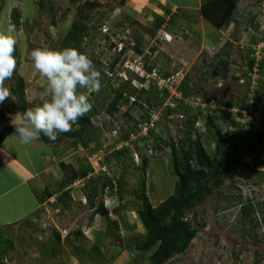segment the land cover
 Here are the masks:
<instances>
[{
    "label": "rangeland",
    "instance_id": "obj_1",
    "mask_svg": "<svg viewBox=\"0 0 264 264\" xmlns=\"http://www.w3.org/2000/svg\"><path fill=\"white\" fill-rule=\"evenodd\" d=\"M39 1L0 0V31L11 32L18 38L21 57L19 62L17 60L15 71L26 81L27 99L36 106L48 99L46 78L34 69L30 52L35 48L62 50V41L67 35L71 22L82 8L83 11L91 14L92 23L98 27V31L95 41L81 51L90 59L99 58L104 64L97 66L95 62L93 63L95 69L101 73L102 87L98 93L94 92V99L90 96L93 105L90 111L92 121L100 133H94L95 137L92 135L88 147L82 140L75 145L73 139L67 137L57 146L54 143L58 142L39 141L33 144L34 151L30 155L39 165L43 163L39 158L44 160L41 159L42 155L44 157L55 154V156L51 155L50 162L44 169L48 170V174L46 175L42 170L38 171L39 175L35 177L38 178L36 181L38 192L42 193L48 187L53 189L59 187L64 177L58 163L61 157L64 159L63 162L72 163L76 168L91 166L93 172L87 180H79L69 186L74 189L69 206L57 200L59 194L54 195L18 223L0 226V235H3L0 236V264H95L96 262L84 252L78 257L76 246L91 250L96 245L98 235H101L103 251L106 252L111 248L110 254L113 255L112 258H104V262L100 264H146L148 260L137 251L128 248L127 243H135L136 239L141 240V235L146 232L139 218V199L135 192L144 176L140 165L142 157L147 156V151L137 150L138 155H129L123 161L114 155L117 147L124 145V143L116 145V137H125L134 122H130V119L123 114L124 110L112 117L103 108L108 102L107 95H110V87L107 85L105 75L109 73V61L117 53L116 50H110L105 45L107 39L103 32L112 35V39L116 41H119V36L126 35V39L139 44L143 49V53L138 55L131 48L123 56L124 62L121 66L125 68V64L128 65L126 67L128 76L135 74L133 71L136 65L144 62L152 63L164 73L173 74L180 71V77L189 75L191 90L197 88L201 97H204L202 93L207 96L218 94L224 100L233 99L246 103L244 94L247 93V86L243 85L244 82L236 83L232 75L242 74L248 78L246 54L252 53L254 47L264 48V44H261L264 43V0H241L234 23L220 31L221 39L217 44L212 42L216 28L203 18L200 9H194L197 0H125L124 3L122 0H43L44 8ZM50 5H55L54 13L48 11ZM179 5H190L193 8H181ZM12 8L19 9L21 13L19 24H16L10 15ZM165 10H170L176 16L167 14ZM156 14L165 16L167 14L168 19L173 21L168 23V28L164 25L162 30H159L166 32L167 38H164L163 34L160 36L158 31L155 36L150 33L156 22ZM102 17L106 19L103 21ZM105 24L107 29L102 27ZM110 42L111 40L108 43ZM227 52L230 56L226 54ZM258 57H261V54H258ZM228 59V63L223 62ZM223 74H227V77L224 78ZM254 75L256 83L260 81L258 85L263 88L261 91L264 96L262 86L264 72L263 75L260 72ZM123 81L125 79L121 82L127 83L129 88L130 83ZM13 85H15L14 74L11 79L5 81V86L11 93ZM113 86L119 87L115 82ZM138 91L133 85L129 88V94L133 93V97ZM10 100L16 101L13 93L0 104V110H3L10 119L6 124L13 126L12 120L16 114L9 113L6 106ZM96 107L99 111L95 110ZM195 111L193 110L192 113ZM209 111L211 112L210 109ZM131 113L139 121L147 119L145 112L137 107H134ZM234 115L240 122L239 126L232 125L221 115L217 120L226 134L223 160L231 161L235 157L238 159L226 171L224 183L219 191L207 197L188 215L193 225L199 227L188 250L174 256L166 264H264V141L261 143V151H251V143L256 142L259 137L256 132L261 127L259 112L250 106L246 116L243 115V111L234 112ZM166 122L170 128L172 126V131L168 132ZM177 123H180L177 115L169 121L168 117L164 116L155 133L162 136H167L169 133L178 134ZM3 127L5 124H0L1 130ZM77 127L73 125L72 130ZM113 128L116 130L112 132ZM247 131H252L254 134H249ZM5 140L8 150L12 152L19 150L17 136H8ZM153 141L150 142L151 145H155V139ZM203 142L207 150L214 151V136L207 129L203 134ZM143 144L145 143L137 138L133 147L139 148ZM153 151L154 156H148L150 163L146 180L148 194L152 202L157 205L173 193L177 176L171 165L170 149L167 147L160 150L154 146ZM0 153H2L0 179L6 176L8 182H11L9 173L12 171L6 169L8 156L5 150ZM27 163L30 164V161ZM119 179L123 183L122 186L118 185ZM109 180L115 181L117 188L120 187L119 194H123V199L120 201L118 200L120 195L117 193L113 196L111 194L112 197L107 192L104 194V197H108L110 207L121 202L119 211L111 215V219L117 218L121 224L120 234L124 242L120 244L114 236L105 235L108 221L100 215H93L94 208L90 205V194L96 190L103 195V185ZM4 182L5 179L0 181V187ZM33 188L34 185L21 184L13 188L7 197L0 199V214H2L0 222L9 214L7 204L9 211L14 214L16 212V217L27 213L36 205ZM7 198L10 199V203L7 202ZM250 199L259 210L252 216L256 217L260 224L254 225L250 218L240 214L241 203H247ZM99 200L100 196L96 202ZM203 223L205 226L200 228ZM57 234L60 235V239ZM3 238H9L12 245H8L10 247L5 252L6 255H3L1 248L5 244Z\"/></svg>",
    "mask_w": 264,
    "mask_h": 264
},
{
    "label": "trees",
    "instance_id": "obj_2",
    "mask_svg": "<svg viewBox=\"0 0 264 264\" xmlns=\"http://www.w3.org/2000/svg\"><path fill=\"white\" fill-rule=\"evenodd\" d=\"M240 1L241 0H202L200 9L201 15L206 21L214 26V28H216L212 40L214 44H217L221 39L220 31L235 21ZM124 2L125 0H122V3ZM39 4L44 8L45 3L43 0H40ZM55 8V5H50L47 9L54 13ZM165 12L167 14H172L170 10H165ZM167 14L166 16L156 14V22H154V27L150 31L152 36H155L156 32H159L164 25L167 27L169 22H173L172 19H168ZM53 15L55 16V14ZM172 16L176 15L172 14ZM12 17L16 24L20 23L21 13L18 9H13ZM101 19L104 21L106 18L102 17ZM92 21L93 17L91 14L86 13V11H83L81 8L78 15L71 22L67 35L62 41V49L74 47L83 53L81 50L85 49L87 45L95 41L98 31V27L94 25ZM106 26L103 25L102 27ZM104 35L107 39L105 45H107L110 50H116L117 53L114 55L113 59L109 61V73L105 75L108 83L107 85L110 87V95H107L106 99L108 102L103 105V108L106 113L112 117L117 112L124 110L123 114L130 119V122H134V125L125 137H116V145L121 143H124V145L117 147L114 155L117 159L123 161L129 155H138V151L142 149L147 151V156L142 157L140 165V170L144 176L140 181L139 188L135 192L139 199V218L146 232L141 235V240L136 239L135 243L128 242L127 246L128 248L137 251L139 255L145 257L148 260V263L146 264H166L171 261L174 256L183 254L188 250L191 242L199 231V227L193 225L190 219L191 217H188V215L202 204L207 197L211 196L214 192L219 191L224 183L226 171L229 166L238 159V157H235L231 161L223 160V146L226 134L218 124L217 118L219 115L223 116L228 122L230 121L232 125L239 126L240 122L235 119L236 116L231 109L236 108L240 110H248L250 109V106H253L254 110L259 112V124H261V127L256 131L258 132L259 137L256 142L251 143V151L262 150L261 143L264 141V96L263 91L261 90L263 88L261 89L260 85H258L260 81L255 84V87H252V82L253 75L257 72H260V74L263 75L264 48L256 49L254 47L252 53L246 54L245 64L247 66L248 78L242 74L232 75V78L236 83L240 82L242 78L244 81L246 79L243 84L244 86H247V93H245L246 95L244 94L246 103H240L233 99L224 100L221 99L218 94L207 96V94L202 93L204 97H201L200 94H198L197 88H194L193 91L191 90L190 76L186 75L178 86L182 97L175 98L174 105L171 106L169 104L166 105L170 92L166 88L160 86L159 79L169 77L172 74L169 72L164 73L158 67L153 66L152 63L147 64L144 62L143 66L146 72L150 74L156 71L159 77L149 78L146 77V75L141 76L135 70L133 71L135 74L128 76L126 68L121 66L124 62L123 56L131 48H133L138 55L143 53V49L139 44L131 42L130 39H126V35L119 36V41L112 39V35L110 36L108 33H104ZM109 40H111L110 44L108 43ZM120 44H122L121 48H119ZM229 45H231V43ZM153 50H155L154 47ZM258 52L261 54V57H258ZM102 53H104V51H102ZM226 54L229 55L230 53L227 52ZM14 56L19 62L21 51L18 44ZM91 60L93 63L95 62L97 66L104 65L99 58L92 57ZM223 62L228 63L229 59L228 61L223 60ZM112 76H114V79H112ZM223 76L225 78L227 77V74H223ZM14 78L15 85L11 87V90L16 97V101L10 100L9 103H6L9 113L12 114L24 112L28 108L36 106L27 99L26 81L24 78L19 75L17 71L14 72ZM123 79L130 83L129 88H132L133 85V87L135 86L139 90L138 93L135 94V97L132 96L133 93L129 94L127 83L121 82ZM114 82L116 85L118 84L119 87H114ZM262 86L264 87L263 83ZM90 96L94 99V93H91ZM197 98L202 99L196 106L195 104L198 102ZM212 101H216V104L213 105L214 103H212ZM202 103L206 104L203 108ZM134 107L145 112V118L147 117L145 121H139L134 117L131 113ZM95 110L99 111V108L96 107ZM193 110L196 111L192 113ZM241 113H239L240 116ZM175 115L184 116V118L180 120V123L176 124V132L178 134L175 133V135H172L169 133L167 136L157 135L155 132L158 130L160 123H162L164 116L168 117L169 121L173 120V116ZM8 119L9 118L4 114L3 110H0V120L7 121ZM199 122L202 124L198 125ZM150 123L151 126L148 129V132L144 134L143 128L145 124ZM74 126L78 127L67 133H60L55 141L48 139L43 134H41L40 139L45 142L59 143L67 137L72 138L75 145L78 144L79 140H82L84 145L88 147L92 135L95 137L94 133H100L93 124L91 112L80 118ZM166 126L168 132L172 131V126L170 128L167 122ZM206 129L208 132H212L214 136L215 146L213 152L207 150L203 142V134H205ZM13 130H15V128L9 125L0 131V149L4 140L13 132ZM113 130H116V128H113L112 131ZM247 132L249 134H254L252 131ZM136 135L137 138L145 144L134 149L133 146L137 142V138L133 137ZM154 139L155 145H151L150 142ZM130 142L132 144H130ZM125 143H129L130 145H126ZM154 146L160 150L167 147L170 149L172 154L171 165L177 176L173 193L164 198L157 205L152 202L148 194L146 180L147 168L150 163L148 156H154ZM155 156L160 159L158 155ZM60 166L63 170L64 177L60 182L59 187L55 189H45L44 193L40 196L41 203L58 193L59 196L57 200L63 202L65 206H69L74 195V189L69 186H72V184L79 180H87V178H90L89 174L93 172L91 166H81L76 168L73 164L65 162H61ZM118 185H123L120 179L118 180ZM107 188L108 190H106ZM116 188L117 183L109 180L103 185V195L102 193L99 194L100 192L98 193L96 190L90 194V205L94 208L93 215H100L107 219L108 228L105 235L109 237L114 236L120 244L124 242V238L120 234L121 224L119 219H111V215L119 211L121 202L114 207H109L104 198L106 192H108L110 196L111 194L112 196L116 193L119 194L120 187L119 189L117 188L118 191ZM119 195L120 197L118 200L120 201L123 199V194L120 193ZM98 196H100V200L99 202H96ZM258 211V208L251 199L247 203H241L240 214L250 218L254 225L260 224L259 220L252 216L253 213ZM204 226L205 223L201 224L200 228ZM0 236L2 237L3 235ZM137 236L138 235L135 237L137 238ZM57 237L60 239L59 234H57ZM97 237L96 245L91 250L81 249V247L76 246V251L79 255L78 257H81L80 253L84 252L85 255L89 256L91 260L96 262L95 264L104 262V258H112L113 255L110 254L112 249L108 248L107 251L104 252L103 246L101 245V235H98ZM3 239L5 244H3L4 247L1 248L3 255H6L5 252L12 245L9 238Z\"/></svg>",
    "mask_w": 264,
    "mask_h": 264
},
{
    "label": "clouds",
    "instance_id": "obj_3",
    "mask_svg": "<svg viewBox=\"0 0 264 264\" xmlns=\"http://www.w3.org/2000/svg\"><path fill=\"white\" fill-rule=\"evenodd\" d=\"M158 34L168 37L166 32ZM17 44L16 35L0 31V104L12 96L5 81L13 77L17 67L14 56ZM30 58L34 69L46 78L48 99L16 113L12 120L13 135L25 145L40 140L41 134L55 141L60 133L71 131L73 125L91 111L90 94L98 93L102 87L101 73L95 69L92 60L74 47L62 50L35 48L30 52Z\"/></svg>",
    "mask_w": 264,
    "mask_h": 264
},
{
    "label": "crops",
    "instance_id": "obj_4",
    "mask_svg": "<svg viewBox=\"0 0 264 264\" xmlns=\"http://www.w3.org/2000/svg\"><path fill=\"white\" fill-rule=\"evenodd\" d=\"M201 4H202V0H197V6L194 9H196V8L197 9H201ZM170 7H171V5H170ZM180 7L181 8L190 7L188 9L193 8L190 5H181ZM9 120L10 119H8L7 121H0V124H5V127H6V126H8L6 123H8ZM5 127H3V129ZM14 133H15V130H14V132L10 133L8 136H12ZM17 140L19 141L18 138H17ZM5 141L6 140H4V142L1 145L0 152H4V150H5V153L8 156V159L6 158L7 159L6 162H8L6 169L11 170L12 172L9 173L11 182H8L6 176H4V177H2L0 179V181H3L5 179L4 184H2V186L0 187V199L2 197H7V195L10 193V191L13 188H15V187H17V186H19L21 184H23V185L30 184V185H34V188L32 189V193L34 194L37 202H34V203H36V205L31 210H29L27 213H24V214L20 215L19 217H16L17 216L16 212L14 214V212L9 211V207H8V204H7V210L9 212V214L6 216V219H4L3 221L0 222V226H4V227L7 226V225L18 223L19 220L23 219L28 214H31L35 209H37L40 206V204H42L40 202V196L44 193L45 190L42 193L38 192V189L36 188L37 187L36 181H38V178H35V177L36 176L38 177V175H39L38 171H42V170L47 168L48 163L50 162L49 160L51 159L52 156H55L54 152L56 151L55 150L53 152L54 155L51 154L52 156L51 155H44V157H42L43 156L42 155L41 159L43 158L44 160H40V158H39V161L43 162L42 165H39V164H37L34 161V157L31 156L30 154H32V151H34L33 150L34 149L33 144L36 143V142H39V141L42 142V140L34 141L31 144H29V145L22 144L19 141V145H20L18 147L19 150H16L15 152H12V151L8 150V148L6 147L7 145H5ZM54 144H56V146H57V144H59V143H54ZM0 154H2V153H0ZM1 157H2V155H0V159H1ZM62 160H64V159H62V157H61L60 161L58 162L59 165H60L61 162H63ZM27 161H30V164H28ZM28 168H30V169H28ZM44 172H46L45 173L46 175L48 174V170H44ZM40 174H42V173L40 172ZM49 179H50V177L48 178V180ZM48 188L49 189H53V188H50V187H48ZM45 189H47V188H45ZM56 195H58V193ZM7 202L10 203V199L9 198H7ZM0 215H2V214H0Z\"/></svg>",
    "mask_w": 264,
    "mask_h": 264
},
{
    "label": "built area",
    "instance_id": "obj_5",
    "mask_svg": "<svg viewBox=\"0 0 264 264\" xmlns=\"http://www.w3.org/2000/svg\"><path fill=\"white\" fill-rule=\"evenodd\" d=\"M262 44H264V43H262ZM122 47V44H120V46H119V48H121ZM258 54H260L259 52L257 53V55ZM144 64L143 63H141L140 65H136L135 66V71L137 72V73H139L141 76H145L146 75V77H149V78H156V77H159V75H158V73L155 71V72H153V73H150V74H148L147 72H146V70H145V68H144V66H143ZM128 65L127 64H125V68L127 67ZM181 76V72L179 71V72H175V73H173L172 75H170L169 77H165V78H160L159 79V84H160V86L161 87H164V88H166L169 92H170V94H169V97H168V99H167V101H166V105H171V106H173L174 105V99L175 98H181L182 97V95H181V93H180V91H179V89H178V86H179V84H180V82L182 81V79L184 78V77H180ZM255 75H253V82H252V87L254 86L255 87V84H256V80H255V78L256 77H254ZM240 82H245L244 81V79L242 78L241 80H240ZM197 103L195 104L196 106H197V104H199V102L201 101V99L200 98H197ZM212 103H214L213 105H215L216 104V101H212ZM206 106V104H204V103H202V108L203 107H205ZM233 112H239V111H243V115L244 116H246V114H247V110H240V109H236V108H233V109H231ZM245 112V113H244ZM184 118V116L183 115H178V119L179 120H181V119H183ZM200 124H202L201 122H199L198 123V125H200ZM150 126H151V123L150 124H145V126H144V128H143V133L144 134H146L147 132H148V129L150 128ZM115 131V130H114ZM133 138H137V135L136 136H134ZM126 145L128 144V143H125ZM90 175V174H89ZM106 190H108V188L106 189ZM108 193V192H107ZM105 198V201H106V204L108 205V197L106 196V197H104ZM109 206V205H108ZM110 207V206H109Z\"/></svg>",
    "mask_w": 264,
    "mask_h": 264
}]
</instances>
